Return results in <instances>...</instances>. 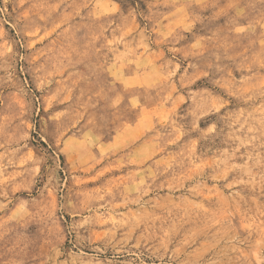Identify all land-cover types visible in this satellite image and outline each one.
Instances as JSON below:
<instances>
[{
  "label": "rangeland",
  "instance_id": "1",
  "mask_svg": "<svg viewBox=\"0 0 264 264\" xmlns=\"http://www.w3.org/2000/svg\"><path fill=\"white\" fill-rule=\"evenodd\" d=\"M0 264H264V0H0Z\"/></svg>",
  "mask_w": 264,
  "mask_h": 264
}]
</instances>
